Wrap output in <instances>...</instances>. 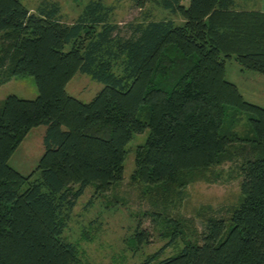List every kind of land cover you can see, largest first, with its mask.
<instances>
[{
	"label": "trees",
	"instance_id": "trees-1",
	"mask_svg": "<svg viewBox=\"0 0 264 264\" xmlns=\"http://www.w3.org/2000/svg\"><path fill=\"white\" fill-rule=\"evenodd\" d=\"M134 2L141 12L124 36L115 4L103 0L72 15L58 0H0V86L30 75L37 89L0 104V264H93L83 244L101 221L70 239L75 205L88 187L105 196L120 184L126 146L145 129L130 182L149 209L129 213L134 229L109 264L141 255L132 264H264V107L225 78L227 59L264 75V11L235 0ZM77 72L102 83L87 102L65 89ZM40 125L44 151L24 175L9 159ZM227 162L240 182L225 217L199 207V232L170 215L187 186L224 181ZM152 235L166 241L147 253Z\"/></svg>",
	"mask_w": 264,
	"mask_h": 264
},
{
	"label": "rangeland",
	"instance_id": "rangeland-1",
	"mask_svg": "<svg viewBox=\"0 0 264 264\" xmlns=\"http://www.w3.org/2000/svg\"><path fill=\"white\" fill-rule=\"evenodd\" d=\"M58 1L63 7V11L68 15H72L76 8L80 9L86 2V0ZM103 1L107 4H115V17L119 26L122 27L120 34L126 36L127 28H124V25L138 16L141 12L140 7L135 4L134 0ZM188 2L189 0H182V4L185 6L188 5ZM225 78L237 85L246 101L264 107L263 74L243 70L234 59H227ZM101 87L102 83L91 78L90 75L77 72L66 84L65 89L69 94L87 102ZM8 95H16L25 99L35 98L37 89L33 76L12 77L4 82L0 86V104ZM243 119H245L244 115ZM45 131V125L31 129L10 157L9 165L24 175L31 173L36 168L44 151L43 137ZM147 134L148 129H145L141 133L134 134L128 142L124 176L117 187H112L105 196L93 194L92 188L88 187L77 200L67 235L70 239H76L88 222L92 220L94 223L101 221L100 228L96 232V239L88 245L83 244L87 249L88 259L93 264H109L114 260L117 261L124 253L122 239L132 233L134 229V217H131L129 213L149 209V205L139 196V186L130 182V174L134 165L133 149L144 143ZM221 168L224 170V181L217 183L196 182L187 186L186 196L177 207L170 210V215L174 218L189 219L191 226L199 232L203 230V222L195 216V211L199 207L210 205L217 215L225 217L227 215L226 209L238 199L240 176L234 170V162H227ZM230 171L235 174V177L231 179L227 178ZM142 225L146 228L151 227L150 220L144 218ZM165 241L152 235V242L146 247V252L157 250L163 246ZM182 244V241L179 242L177 248L165 245L159 255L161 257L173 255L182 247ZM141 258L142 255L129 258V264Z\"/></svg>",
	"mask_w": 264,
	"mask_h": 264
},
{
	"label": "crops",
	"instance_id": "crops-1",
	"mask_svg": "<svg viewBox=\"0 0 264 264\" xmlns=\"http://www.w3.org/2000/svg\"><path fill=\"white\" fill-rule=\"evenodd\" d=\"M235 2L240 8L264 11V0H235Z\"/></svg>",
	"mask_w": 264,
	"mask_h": 264
}]
</instances>
